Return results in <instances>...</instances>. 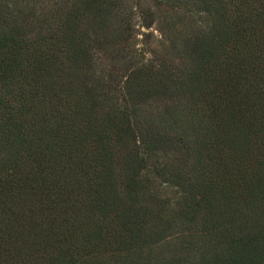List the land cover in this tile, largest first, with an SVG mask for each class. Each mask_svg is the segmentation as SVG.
<instances>
[{"label":"trees","instance_id":"obj_1","mask_svg":"<svg viewBox=\"0 0 264 264\" xmlns=\"http://www.w3.org/2000/svg\"><path fill=\"white\" fill-rule=\"evenodd\" d=\"M152 3L0 0V264H264V0Z\"/></svg>","mask_w":264,"mask_h":264},{"label":"rangeland","instance_id":"obj_2","mask_svg":"<svg viewBox=\"0 0 264 264\" xmlns=\"http://www.w3.org/2000/svg\"><path fill=\"white\" fill-rule=\"evenodd\" d=\"M124 4H125V10L127 13H131L133 11V8L131 7V3L134 2V0H123ZM143 3H147L149 5H151L154 9H156L158 11V20H161V16L168 14V12H166V8L164 6H156L154 7V4L152 3L153 0H142ZM161 23H155L153 24L151 27L149 28H145V27H141L139 30L141 33H146L149 34L147 37L149 38V43L147 44L149 49L151 50H155L156 52H158L160 55H164L165 57H174L175 55H177L174 51H171L172 47L169 45V40L165 38V36H163L161 34V27H164V32L165 34H167L168 36H172V32H167L166 29L167 27L165 26V24L163 26H161ZM166 27V29H165ZM163 31V30H162ZM138 34V39L139 42L138 44L141 45V43H145V36H143L142 34Z\"/></svg>","mask_w":264,"mask_h":264}]
</instances>
